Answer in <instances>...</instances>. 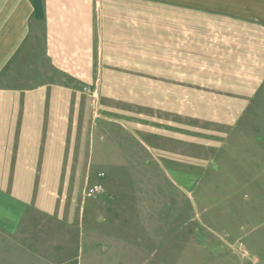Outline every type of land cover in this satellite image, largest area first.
<instances>
[{
	"label": "rangeland",
	"instance_id": "374dc122",
	"mask_svg": "<svg viewBox=\"0 0 264 264\" xmlns=\"http://www.w3.org/2000/svg\"><path fill=\"white\" fill-rule=\"evenodd\" d=\"M120 10L84 81L40 31L0 67V264H264V28Z\"/></svg>",
	"mask_w": 264,
	"mask_h": 264
},
{
	"label": "crops",
	"instance_id": "0c3cea01",
	"mask_svg": "<svg viewBox=\"0 0 264 264\" xmlns=\"http://www.w3.org/2000/svg\"><path fill=\"white\" fill-rule=\"evenodd\" d=\"M151 1L175 6L190 3L196 11L264 28V0H0V67L40 31L50 67L63 78L84 81L88 50L97 24L103 25L106 14L119 15L121 4ZM56 88L60 92L65 90V87ZM55 124L46 118L27 121L23 123L26 129L22 133L30 140L48 142L53 131L46 128ZM23 167L36 168L34 163Z\"/></svg>",
	"mask_w": 264,
	"mask_h": 264
}]
</instances>
